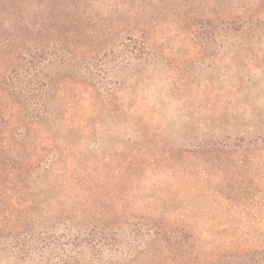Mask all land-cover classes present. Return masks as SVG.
I'll use <instances>...</instances> for the list:
<instances>
[{
  "label": "rangeland",
  "instance_id": "rangeland-1",
  "mask_svg": "<svg viewBox=\"0 0 264 264\" xmlns=\"http://www.w3.org/2000/svg\"><path fill=\"white\" fill-rule=\"evenodd\" d=\"M0 264H264V0H0Z\"/></svg>",
  "mask_w": 264,
  "mask_h": 264
},
{
  "label": "trees",
  "instance_id": "trees-1",
  "mask_svg": "<svg viewBox=\"0 0 264 264\" xmlns=\"http://www.w3.org/2000/svg\"><path fill=\"white\" fill-rule=\"evenodd\" d=\"M33 82V80H31V83ZM31 91L30 93H28V97L26 99V102L24 104V107L26 108V112L23 113L21 115L24 123L22 127H19L18 130L20 131L21 128H27V127H33L35 126L39 121H42L43 116L47 113L48 110V104L46 103V107L43 105L37 106V103L33 102V97H35L36 92L38 91V87H33L32 85H30V87H28ZM18 132V131H16ZM19 136L23 137V133L19 132L17 133ZM43 158H39V157H34L32 156V158L30 159V167L29 170L26 173V181L30 180L34 175L37 174V176L40 175V172L45 171L46 174H50L51 172H55L56 169L54 170V167L49 166V165H45L44 167L41 165L40 161ZM50 172V173H49ZM56 173V172H55ZM183 231V229H181V232Z\"/></svg>",
  "mask_w": 264,
  "mask_h": 264
}]
</instances>
